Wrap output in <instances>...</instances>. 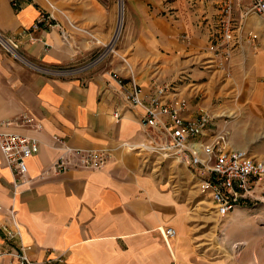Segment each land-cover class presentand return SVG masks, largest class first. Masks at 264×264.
I'll list each match as a JSON object with an SVG mask.
<instances>
[{"label": "crops", "instance_id": "0c3cea01", "mask_svg": "<svg viewBox=\"0 0 264 264\" xmlns=\"http://www.w3.org/2000/svg\"><path fill=\"white\" fill-rule=\"evenodd\" d=\"M225 1L127 0L117 47L96 62L116 31L114 5L60 3L70 16L57 14L47 26L41 22V10H50L44 0L23 1L20 9L0 0V31L17 38L29 62L48 69L33 70L0 47V121H12L6 129L40 143L17 193L0 150L1 250L28 245L30 258L42 264H215L188 237L189 195L183 190L192 181L198 186L193 171L123 143L146 138L144 109L126 101L132 72L146 94L154 83L186 77L181 91L189 99L187 116L205 110L218 125L227 121L231 145L251 152V140L264 126V39L259 49L244 42L229 72L215 69L208 43L220 27ZM249 7V0H234V16ZM248 23L257 30L260 16ZM82 27L91 28L93 37ZM55 136L71 147L108 149L109 159L101 169L73 168L42 178L64 153ZM164 161L167 167H155ZM12 208L20 235L8 241L2 228H14ZM165 227L177 232L168 243ZM0 264L18 261L6 255Z\"/></svg>", "mask_w": 264, "mask_h": 264}, {"label": "built area", "instance_id": "2783aa9c", "mask_svg": "<svg viewBox=\"0 0 264 264\" xmlns=\"http://www.w3.org/2000/svg\"><path fill=\"white\" fill-rule=\"evenodd\" d=\"M23 1L26 0H10L15 9H20ZM44 1L48 4V8L49 6L52 9L56 8L50 0ZM249 1L250 7L239 18L233 14L234 0H226L221 7L220 27L214 31L208 43L215 69L229 72L231 61L244 42L255 49L258 48L259 33L254 29H248L246 24L252 15L264 18V0ZM55 19L56 16L51 9L41 10V22L47 26H52V20ZM0 47L29 65L31 69L47 72L48 69L29 62L19 52L20 45L16 37L0 31ZM103 57L102 54L95 61ZM116 78L119 83H125L122 77ZM184 79L186 77L170 83H154L150 93L146 94L131 76L129 80L131 87L126 91V101L131 106L144 109L141 125L145 130L146 138L138 144L125 142L123 146L157 159L172 160L187 165L193 171L200 192L212 199L219 215L227 216L241 205L242 200L263 179L264 162L250 155L245 149H224L202 140L211 133L214 117L205 110L187 116L189 99L181 91ZM115 115L120 116L119 113ZM22 118L28 123H35L37 130L42 129V124L36 122L34 117ZM11 124L10 120L0 121V150L7 165L12 169L13 186L17 193L19 187L28 179V160L40 151V143L37 138L6 129ZM55 139L61 143V150L64 153L43 171L42 178L73 168L101 169L109 159L108 149L71 147L58 136H55ZM10 216L14 228H2L8 241L12 240L15 233L20 235L14 208L11 209ZM161 231L167 243L177 233L173 227H165ZM29 249L30 246L22 243L10 251L0 249V259L8 255L16 259L18 264H42L30 258Z\"/></svg>", "mask_w": 264, "mask_h": 264}, {"label": "rangeland", "instance_id": "374dc122", "mask_svg": "<svg viewBox=\"0 0 264 264\" xmlns=\"http://www.w3.org/2000/svg\"><path fill=\"white\" fill-rule=\"evenodd\" d=\"M50 1L56 6L54 9L49 6L54 14L66 17L67 15L70 16V14L59 4L63 3L69 6L82 0ZM100 1L109 4V6L114 5L116 7V31L111 41L105 43L100 53L105 58L110 52L115 50L122 35L127 0ZM246 2L247 0H245ZM46 5L48 6V4ZM256 16L259 18V15ZM261 17L259 25L261 28L256 26L257 30L253 27L254 25L252 26L248 23L250 17L246 24L248 29H254L259 33L260 40L256 49L262 46V39H264V25H262L261 20L263 18ZM67 21L69 20L67 19ZM71 23L70 26L73 29L75 27L78 28L77 26L79 25L74 20L71 19ZM91 30V28L85 29L82 27V31L93 37ZM131 76L136 79V74L131 72ZM211 125L214 132L205 136L202 140L224 149H244L234 148L231 145L234 140L228 135L226 129L228 125L227 121L218 125L217 119L214 117ZM263 127H261L263 130L261 136L251 140V146L249 147L251 152L248 149L245 150L253 157L264 162ZM167 164V161L157 162L155 167H158V169L165 168ZM183 191L189 195L186 198L189 211V219L186 223L188 237L191 243L198 249L200 255H203L207 260L215 264H264V177L248 193V196L242 200L241 205L227 216L218 214L212 199L201 194L199 187L195 185L194 181H192L190 187L186 185Z\"/></svg>", "mask_w": 264, "mask_h": 264}]
</instances>
